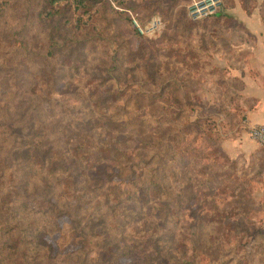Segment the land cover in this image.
I'll list each match as a JSON object with an SVG mask.
<instances>
[{
    "label": "rangeland",
    "instance_id": "374dc122",
    "mask_svg": "<svg viewBox=\"0 0 264 264\" xmlns=\"http://www.w3.org/2000/svg\"><path fill=\"white\" fill-rule=\"evenodd\" d=\"M193 2L0 0L10 148L46 142L2 161L0 196L20 193L29 170V207L46 197L64 212L46 236L57 256L85 246L84 264H264V142L239 77L264 84V0L201 15ZM127 10L158 30L141 33ZM245 135L258 147L231 154Z\"/></svg>",
    "mask_w": 264,
    "mask_h": 264
},
{
    "label": "trees",
    "instance_id": "16d2710c",
    "mask_svg": "<svg viewBox=\"0 0 264 264\" xmlns=\"http://www.w3.org/2000/svg\"><path fill=\"white\" fill-rule=\"evenodd\" d=\"M214 15L219 16L221 13L215 12ZM5 104L7 101L0 91V173L3 174L6 171L3 163L14 159L13 153L28 155L32 159V154L39 152L46 145L45 140L39 138L27 147L22 143L11 149L10 146L15 143L17 136L5 131V128H12L13 124L10 120L11 113L4 109ZM4 151L7 157L1 159ZM51 151V147H46L42 155L36 156L41 170L47 168L46 163L53 155ZM20 172L21 176H17L15 185L21 190L20 193L18 190H11V193L0 196V264H84L80 260L83 251L86 250L88 254L91 251L85 246L79 247L74 253H67L64 257L55 254L54 247L46 240V236L58 229L56 219L64 212L59 210V202L46 197L35 200L34 208L29 207L26 195L29 188L35 189V182L29 180V170L22 169ZM164 190L161 186V194L168 195Z\"/></svg>",
    "mask_w": 264,
    "mask_h": 264
},
{
    "label": "crops",
    "instance_id": "0c3cea01",
    "mask_svg": "<svg viewBox=\"0 0 264 264\" xmlns=\"http://www.w3.org/2000/svg\"><path fill=\"white\" fill-rule=\"evenodd\" d=\"M255 55V54H252ZM256 66V65H254ZM257 67V66H256ZM264 75L263 72H261ZM260 75L261 77H264ZM241 81L243 82V95L251 101V105L247 108L246 118L248 125H256L264 123V84L257 82L250 75L246 76L244 73L239 74ZM258 77H256L257 79ZM260 83V84H259ZM258 85L259 92L263 95L253 92L255 86ZM245 88V89H244ZM230 143L234 144L233 149H229L231 154L235 156L238 154L247 155L258 147L257 142L251 140L247 135L237 136L229 140Z\"/></svg>",
    "mask_w": 264,
    "mask_h": 264
},
{
    "label": "built area",
    "instance_id": "2783aa9c",
    "mask_svg": "<svg viewBox=\"0 0 264 264\" xmlns=\"http://www.w3.org/2000/svg\"><path fill=\"white\" fill-rule=\"evenodd\" d=\"M219 0H194L193 4H192V13H198V14H202V13H209L212 11H209L208 8L212 7L214 10V5L215 3H217ZM128 14L130 15V17L132 18L135 26L138 28V30L141 33H154L156 30H158L159 28V21L157 19H153L149 25L145 28V31L140 27V25L138 24L136 18L134 17V15L132 14V12L130 10H127ZM251 135L254 139L260 141V142H264V124H259V125H255L254 127H252L251 129Z\"/></svg>",
    "mask_w": 264,
    "mask_h": 264
}]
</instances>
